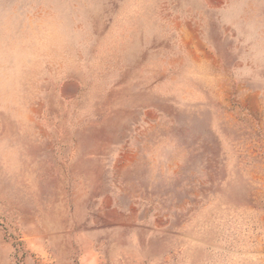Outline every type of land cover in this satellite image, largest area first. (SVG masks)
<instances>
[{
	"label": "rangeland",
	"instance_id": "rangeland-1",
	"mask_svg": "<svg viewBox=\"0 0 264 264\" xmlns=\"http://www.w3.org/2000/svg\"><path fill=\"white\" fill-rule=\"evenodd\" d=\"M0 264H264V0H0Z\"/></svg>",
	"mask_w": 264,
	"mask_h": 264
}]
</instances>
